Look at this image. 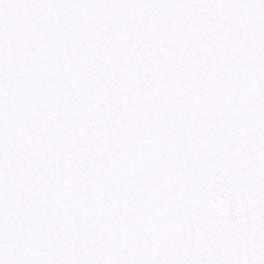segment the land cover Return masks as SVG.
<instances>
[{
  "label": "snow or ice",
  "instance_id": "obj_1",
  "mask_svg": "<svg viewBox=\"0 0 264 264\" xmlns=\"http://www.w3.org/2000/svg\"><path fill=\"white\" fill-rule=\"evenodd\" d=\"M0 264H264V0H0Z\"/></svg>",
  "mask_w": 264,
  "mask_h": 264
}]
</instances>
